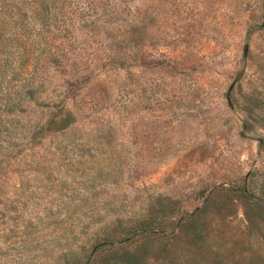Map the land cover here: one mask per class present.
<instances>
[{
  "label": "rangeland",
  "instance_id": "rangeland-1",
  "mask_svg": "<svg viewBox=\"0 0 264 264\" xmlns=\"http://www.w3.org/2000/svg\"><path fill=\"white\" fill-rule=\"evenodd\" d=\"M0 264H264V0H0Z\"/></svg>",
  "mask_w": 264,
  "mask_h": 264
}]
</instances>
